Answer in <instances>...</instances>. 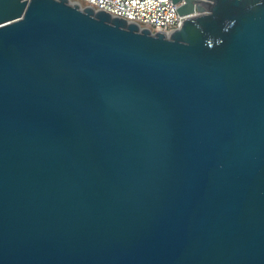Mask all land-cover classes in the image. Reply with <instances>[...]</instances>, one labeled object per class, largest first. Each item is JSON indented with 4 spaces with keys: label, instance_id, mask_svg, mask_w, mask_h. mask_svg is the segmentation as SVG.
<instances>
[{
    "label": "water",
    "instance_id": "1",
    "mask_svg": "<svg viewBox=\"0 0 264 264\" xmlns=\"http://www.w3.org/2000/svg\"><path fill=\"white\" fill-rule=\"evenodd\" d=\"M173 2L0 0V264H264V0Z\"/></svg>",
    "mask_w": 264,
    "mask_h": 264
},
{
    "label": "built area",
    "instance_id": "2",
    "mask_svg": "<svg viewBox=\"0 0 264 264\" xmlns=\"http://www.w3.org/2000/svg\"><path fill=\"white\" fill-rule=\"evenodd\" d=\"M143 27L180 28L190 15L178 12L173 0H81ZM194 15V14H191Z\"/></svg>",
    "mask_w": 264,
    "mask_h": 264
}]
</instances>
